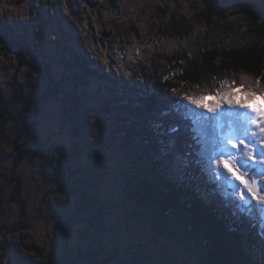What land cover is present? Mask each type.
Wrapping results in <instances>:
<instances>
[{
  "label": "rangeland",
  "instance_id": "374dc122",
  "mask_svg": "<svg viewBox=\"0 0 264 264\" xmlns=\"http://www.w3.org/2000/svg\"><path fill=\"white\" fill-rule=\"evenodd\" d=\"M97 1L100 9L98 11L82 5L77 9L76 3L70 0H64L61 3L63 8L60 7V11L57 7L50 9L48 5H45V8L53 12V20H50L49 25L44 29L36 23L33 34L29 36L37 52L36 64L43 69L48 67L54 80L52 84L46 81L42 72L35 71L29 77L27 75L29 72L25 68L19 71L16 78L14 64L18 62V56L13 57L12 53L11 56L0 53V89L11 100L15 117L9 126L8 141L0 143V264H18L10 245L17 248L16 256L23 264L29 259L37 260L38 264L40 262L88 264L78 260L75 263H69V258L64 256V253H70L69 248L75 250L81 242L80 229L66 225L62 227L67 216L75 212L76 198L69 192L68 182L57 175L58 170L63 171L62 168L72 162L73 144L81 141L82 138L83 141L84 139L93 140L97 147L105 145L102 150L107 160L102 161L100 160L102 158L98 159L93 155L91 157L94 162L100 164L99 167L104 173L100 184L102 194L104 199L112 204L106 209L104 216L107 221V231L97 237L102 239L105 248L112 246L113 243L117 244L124 256L129 250L141 251L142 249L150 264H167L164 261V255L177 260L174 264H199V258L191 255L183 246L163 236L159 229H154L140 221L141 212H134L132 215L126 212V209H133L132 204L125 202L121 197L126 156L117 147L119 142L112 138L113 121L95 112L109 91L105 89V86L96 84V78H90L86 87L79 85L75 88L74 80L71 79L74 70L65 68L62 62H72L76 55H82L78 58H87L92 65H96L112 77L121 75L126 80H134L142 75L145 65L159 64L155 60L163 61L162 64L167 63L166 54L180 55L184 50L194 54L201 48V44L206 42L216 43L219 47L229 44L236 46L248 44L253 40H250L253 37L246 34L254 22L251 17L254 15L262 18L257 12L264 10V0H116V6L113 7H109L107 0ZM42 2L44 0H26L25 6H18L20 4L14 5L12 0H0V27L8 23L11 17L26 18V12L29 11L31 14L32 6L40 5ZM156 4L172 12L165 15L159 11L157 15L160 14V18L157 19V15L154 16L157 12L152 11ZM92 6L96 7V5ZM106 6L109 7L107 13H105ZM197 7L212 15L213 25H207L206 20L196 21ZM75 9H77L75 13L71 14ZM57 11L59 14L56 15ZM177 11L188 14L187 19L191 26L193 25V32L184 39H176L170 35L159 36L161 30H167L166 22H170L173 12ZM110 31L113 32L111 37L109 33H106ZM207 34L209 38L205 39ZM22 55L32 60L28 57L29 53L24 52ZM159 56L164 59L159 60ZM162 67L165 68L164 65ZM16 79L23 83L27 94L33 90L43 95L47 93L48 88L52 90L64 88L59 93L60 96L50 97L46 103H35L32 106L31 120L37 122L35 128H26L28 121L23 117V103L15 98ZM65 79L68 81L65 82ZM57 84H60V87H56ZM120 85L121 87L116 89L117 85L108 84L107 89H116L113 92L118 95L124 88L123 83ZM224 86L226 89L223 90L231 91L230 99L236 102L234 106L223 104L222 110L226 111V118L235 121L236 118L229 116L228 113L240 112V104H246L249 109H256L257 112L264 109V101L262 104L258 102L256 94L249 95L246 92L247 87L244 89L238 85L232 86V83L228 81L224 83ZM205 87L211 90L207 85ZM200 92L201 89L196 95L193 91H188L187 94L179 92L181 94L178 97L172 93L168 97L173 100L174 97L177 98V104L180 106L186 105L191 111V116L198 123L199 129L203 131L206 170L213 176H216L215 173L218 172L223 173L221 177H230L231 174L223 164L217 166L215 158L221 152L236 151L231 144L224 141L233 125L230 127V124H226L222 116L217 121L216 114L193 105L186 99L187 95L196 98L203 95L207 97L205 104L213 105L221 102L219 97L212 94V91ZM70 93L81 99L82 107L87 114L83 115L86 126L80 136L75 134L74 126L70 124L74 118L68 121L66 112L68 107L63 105L60 98L61 96L66 98ZM165 100L170 102L169 99ZM200 113L209 119L197 120ZM250 127L252 132L249 133V137H252L253 133H258L259 130L255 125ZM23 128L25 129L22 132ZM21 132L23 133L22 149L25 154L17 162L16 156L19 150L16 147V140ZM175 133L181 132L176 130ZM231 138L233 143H238L236 134H233ZM245 143H248L247 138ZM254 147H262L259 140ZM259 160L260 157L257 156V161ZM183 162L184 159L180 156L179 165H183ZM229 167L232 166L229 165ZM249 168V174L243 177V180H247L250 175H255L258 181L264 182V169L259 162L250 161ZM232 170L236 171L234 167ZM181 172H184L183 168ZM236 176L237 179L230 181V188L240 186V191H243L246 196V199L240 202V205L244 204L243 213L247 215V219L252 218L254 224H259L261 220H259L258 212L259 201L244 188L238 172ZM19 182L21 188L18 185ZM61 184H64V187H61ZM17 193L26 200V207ZM260 194H264V191L258 192L257 195ZM234 199L239 200L238 197ZM6 225L11 228L16 227L17 230L8 232ZM65 230L70 233V237L64 241L63 231ZM7 242H9L8 246L5 245ZM24 244L37 246L39 252L27 250ZM2 245L7 246L6 250L2 249ZM2 253L5 255L3 256ZM108 258L103 255L100 257V263L96 264H121L112 260L111 257L107 261ZM200 264L203 262L201 261Z\"/></svg>",
  "mask_w": 264,
  "mask_h": 264
},
{
  "label": "trees",
  "instance_id": "16d2710c",
  "mask_svg": "<svg viewBox=\"0 0 264 264\" xmlns=\"http://www.w3.org/2000/svg\"><path fill=\"white\" fill-rule=\"evenodd\" d=\"M196 9V21L206 20L209 26L214 24L211 14L200 7ZM106 10L105 13L108 12V7ZM152 11L157 12L155 17L159 11L165 15L172 12L157 4ZM257 13L262 18L252 15L254 22L246 34L253 37L250 38L253 40L248 44L219 47L216 43L206 42L194 54L189 50H184L180 55L166 54L167 65L155 60L159 64L145 65L142 75L134 80H126L121 75L112 77L92 65L87 58H78L82 55H76L72 62H62L65 68L74 70L71 79L74 80L75 88L79 85L86 87L90 78H96V84L105 86L109 91L95 112L113 121L112 138L119 142L117 147L126 156L121 197L125 202L131 203L134 209H126V212L131 215L141 212L140 221L159 229L163 236L183 246L203 264H264V220L260 214L259 224H254L252 218L247 219L242 210L244 204L240 205L242 200L235 201L232 191L226 189L224 182L206 170L203 132L187 108L177 104L175 97L188 91H193L196 95L200 89L201 92L212 91L218 97L217 93L224 92V82L228 81L232 86L238 85L244 89L247 87V93L257 92V99L264 101V96L259 94L264 89V10ZM158 18L160 14L157 15ZM187 18L188 14L173 12L171 21L165 24L167 30H161L159 36L170 35L176 39L188 37L193 32V25ZM106 33L111 37L113 32ZM208 38L207 34L205 39ZM20 52V46L13 49L0 48L2 55L17 53L21 56L14 64L16 78L19 71L25 68L29 77L35 71L42 72L46 81L51 84L54 82L48 67L43 69L36 64L37 52L33 61ZM158 59L164 58L159 56ZM18 80L14 84L15 98L23 103V117L28 121L26 128H35L37 122L31 120L32 106L35 103H46L50 97L60 96L59 93L64 88L53 89L54 91L48 88L43 95L33 90L27 94L25 86ZM120 83L124 84V88L116 95L113 91L121 87ZM108 84L117 85L116 89H107ZM58 86L60 84L56 87ZM196 88H200L198 92L194 91ZM172 93L175 95L174 100L168 97ZM60 98L63 105L68 107V121L74 118L70 124L74 126L75 134L80 136L86 126L83 115H87L81 99L71 93L66 98ZM11 104V100L0 89V143L8 141L9 126L15 120ZM176 130L181 133L176 134ZM22 132L16 140L19 150L17 162L25 154L22 149ZM103 148L105 145L97 147L93 140L83 141L82 138L73 144L71 164L67 163L62 168L63 171H57V175L68 182L69 192L76 198L75 212L67 216L62 227H78L81 241L75 250L69 248L70 253H64V256L69 258V263L78 260L96 264L105 255L121 264H150L142 249L127 250V255L124 256L117 244L113 243L105 248L102 239L97 238L107 231L104 216L106 209L112 205L102 194L100 184L104 173L100 164L91 159L93 155L98 159L102 158V161L107 160ZM180 156L184 159L183 165H179ZM181 168L184 172H181ZM18 185L20 187V182ZM17 196L26 207V200L20 193ZM7 229L8 232L17 230L16 227L9 226ZM69 237L70 233L63 231L64 241ZM5 245L8 246L9 242ZM5 245L1 246L4 250L7 247ZM24 245L27 250L39 252L35 245ZM10 247L16 262L23 264L16 256L17 248L12 245ZM164 261L167 264L177 262L166 255ZM25 264L38 263L37 260L29 259Z\"/></svg>",
  "mask_w": 264,
  "mask_h": 264
},
{
  "label": "snow or ice",
  "instance_id": "6c2138e0",
  "mask_svg": "<svg viewBox=\"0 0 264 264\" xmlns=\"http://www.w3.org/2000/svg\"><path fill=\"white\" fill-rule=\"evenodd\" d=\"M224 83L226 84L227 81ZM259 94L264 96V89H261ZM217 95L219 96L221 102H217L213 105L205 104L204 101L207 97L203 95L198 98L186 96V99L193 105H198L201 108L207 109L208 112L216 114L215 118L218 121L219 117L223 115V104L234 106L236 102L230 99L232 95L231 91L218 92ZM249 95L254 96L255 93L250 92ZM240 108L243 109V111L228 113L229 116H234L236 120L234 125L231 127L229 135L224 138L225 143L231 144L232 148L236 149V151L227 153L221 152L215 160L217 166L223 164L224 168H226L231 174L232 179H237L236 172L239 173V178H241L244 188L247 189L248 193L258 199L260 205L259 211L261 214H264V194L257 195L258 192L264 191V182L258 181L255 175L249 176L247 180L242 179L249 174L250 161L259 162L262 166H264V109L257 112L256 109H249L246 104H240ZM208 119L209 118L204 116L203 113H200L197 116V120L200 121H207ZM250 125H255L259 130L258 133H253L252 137H249V133L252 132ZM233 134H236L238 143H233L231 138ZM245 138L248 139V143H245ZM257 140L260 141L262 147H254ZM257 156L260 157L259 161H257ZM229 165L232 167H229ZM233 167L236 170L235 172L232 170ZM220 175H223V173H220ZM236 187L239 192V199L242 201L245 200V193L240 191L239 185Z\"/></svg>",
  "mask_w": 264,
  "mask_h": 264
},
{
  "label": "flooded vegetation",
  "instance_id": "af4514ba",
  "mask_svg": "<svg viewBox=\"0 0 264 264\" xmlns=\"http://www.w3.org/2000/svg\"><path fill=\"white\" fill-rule=\"evenodd\" d=\"M14 5L20 4L18 6H25L26 0H12ZM40 2V1H39ZM64 0H44L42 4L36 5L34 4L32 6L31 14L28 12L27 17H11L9 18V22L4 23L0 27V48H8L13 49L20 46L21 54L22 53H29V56L33 61L35 59L36 55V49L33 45V40L29 36L33 34L34 27L36 23L41 27V29L46 28L49 25V21L53 20V12L51 13L48 8H45V5H48L50 9H53L57 7V10L60 11V7H62L61 3H63ZM70 2H75L77 5V9H79L82 6H87L88 8H91L93 10H100L99 9V2L97 0H70ZM107 3L109 4V7L116 6V0H107ZM118 4V2H117ZM91 5H96V7H92ZM17 6V7H18ZM108 7V8H109ZM63 8V7H62ZM75 9L71 14L75 13L77 10ZM107 9V6H106ZM59 14V12H56V15ZM51 16V17H50ZM22 47H24L22 49ZM59 48V47H58ZM20 51V50H19ZM15 54L18 57L17 53H12L13 57H15ZM32 56V57H31ZM8 230V229H7Z\"/></svg>",
  "mask_w": 264,
  "mask_h": 264
},
{
  "label": "water",
  "instance_id": "95a60500",
  "mask_svg": "<svg viewBox=\"0 0 264 264\" xmlns=\"http://www.w3.org/2000/svg\"><path fill=\"white\" fill-rule=\"evenodd\" d=\"M92 6V5H91ZM93 7V6H92Z\"/></svg>",
  "mask_w": 264,
  "mask_h": 264
},
{
  "label": "clouds",
  "instance_id": "9594fccd",
  "mask_svg": "<svg viewBox=\"0 0 264 264\" xmlns=\"http://www.w3.org/2000/svg\"><path fill=\"white\" fill-rule=\"evenodd\" d=\"M219 97V96H218Z\"/></svg>",
  "mask_w": 264,
  "mask_h": 264
}]
</instances>
